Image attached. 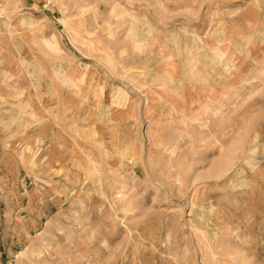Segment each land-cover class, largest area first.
Segmentation results:
<instances>
[{
  "label": "rangeland",
  "instance_id": "1",
  "mask_svg": "<svg viewBox=\"0 0 264 264\" xmlns=\"http://www.w3.org/2000/svg\"><path fill=\"white\" fill-rule=\"evenodd\" d=\"M0 264H264V0H0Z\"/></svg>",
  "mask_w": 264,
  "mask_h": 264
},
{
  "label": "crops",
  "instance_id": "2",
  "mask_svg": "<svg viewBox=\"0 0 264 264\" xmlns=\"http://www.w3.org/2000/svg\"><path fill=\"white\" fill-rule=\"evenodd\" d=\"M3 70H4L3 72H7V71L9 70V67H7V66L4 67V66H3ZM21 102H24V101H21ZM20 114H21V113H20ZM22 114H23V113H22ZM19 121H20V120H19ZM18 129H19V130H22V126H20Z\"/></svg>",
  "mask_w": 264,
  "mask_h": 264
}]
</instances>
